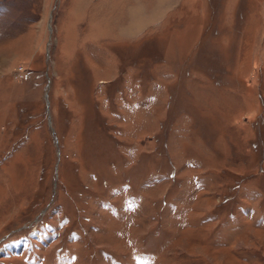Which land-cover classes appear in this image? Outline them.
Wrapping results in <instances>:
<instances>
[{
	"label": "rangeland",
	"instance_id": "rangeland-1",
	"mask_svg": "<svg viewBox=\"0 0 264 264\" xmlns=\"http://www.w3.org/2000/svg\"><path fill=\"white\" fill-rule=\"evenodd\" d=\"M141 8L0 0V264H264V0Z\"/></svg>",
	"mask_w": 264,
	"mask_h": 264
},
{
	"label": "crops",
	"instance_id": "crops-1",
	"mask_svg": "<svg viewBox=\"0 0 264 264\" xmlns=\"http://www.w3.org/2000/svg\"><path fill=\"white\" fill-rule=\"evenodd\" d=\"M142 4L145 6V8H141L143 13L151 11L150 13H147L148 15L142 16L141 22L139 27L141 28H146L148 25H151L154 22V20L149 21V18L153 17L152 13L159 12V11H164V6L169 4V0H156L155 3H150L149 0H141ZM150 16V17H149ZM153 19V18H152Z\"/></svg>",
	"mask_w": 264,
	"mask_h": 264
}]
</instances>
